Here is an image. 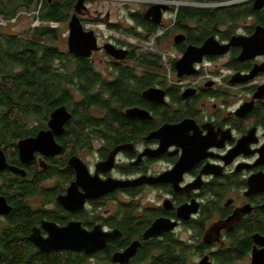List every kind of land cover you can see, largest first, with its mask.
<instances>
[{"label":"flooded vegetation","instance_id":"1","mask_svg":"<svg viewBox=\"0 0 264 264\" xmlns=\"http://www.w3.org/2000/svg\"><path fill=\"white\" fill-rule=\"evenodd\" d=\"M126 1L139 7L126 4L116 19L92 17L86 0L61 22L26 13L36 27L65 29L60 51L81 79L73 103L31 116L27 138L0 144V198L11 208L0 216V255L16 264H253L264 253V50L248 56L245 46L264 30V0ZM181 7L221 20L205 26L190 12L182 22ZM74 18L92 32L89 55L70 51ZM62 106L71 119L57 134L50 120ZM48 131L59 152L22 160L19 142ZM64 228L79 242L41 248ZM9 229L17 243L5 251Z\"/></svg>","mask_w":264,"mask_h":264},{"label":"trees","instance_id":"2","mask_svg":"<svg viewBox=\"0 0 264 264\" xmlns=\"http://www.w3.org/2000/svg\"><path fill=\"white\" fill-rule=\"evenodd\" d=\"M213 2L214 0H204ZM77 0H0V19L7 23L18 19L22 13L33 14L43 23L61 22L66 12L74 9ZM196 15L199 24H218L220 14H210L208 9L181 7L182 22ZM246 12V11H245ZM210 14V15H209ZM61 35L58 29L41 25L29 29L23 35L7 34L0 28V144H13L27 138L33 129L25 126L31 116H45L59 105L74 101V90L80 72L70 74L68 55L58 47ZM90 65L86 71L90 72ZM92 83V82H91ZM73 91V92H72ZM84 105L78 116L81 121H90L88 107ZM75 119V118H74ZM5 251L10 245L14 231L4 230ZM19 257L0 255V264H16Z\"/></svg>","mask_w":264,"mask_h":264},{"label":"water","instance_id":"3","mask_svg":"<svg viewBox=\"0 0 264 264\" xmlns=\"http://www.w3.org/2000/svg\"><path fill=\"white\" fill-rule=\"evenodd\" d=\"M261 0H257V5L255 8H261V5L259 4ZM83 4V0H79L77 7L81 6ZM260 37H264V30L262 32H257L252 38L247 40L245 52L246 54L252 55L262 50H264V46L260 45ZM264 43V41H262ZM69 47L70 51L75 53L76 55L85 56L89 55V53L96 47L94 39H92V32L87 33L86 37L83 33L82 27L80 26L78 20L76 18L73 19L71 22V35L69 38ZM208 47L207 44L202 48L199 49L200 51H205ZM246 55H244V58ZM71 119V114L67 111L65 106L59 107L57 110H55L52 114L50 125L52 128V131L56 132L57 134H60L63 130V126L65 123H67ZM52 131L48 132H40V134L35 139H25L21 140L19 142V149H20V156L22 160H30L32 158V155L35 150L42 149L46 150L45 148H52L55 149L56 143L53 139ZM60 148H56L53 153L45 152L43 153L50 155V154H56L59 152ZM7 168V163L5 159L4 152L2 151L0 147V170H4ZM78 168V167H77ZM83 172V171H82ZM123 186L124 184L117 182L116 187ZM114 186V187H115ZM11 211V208L8 206L6 200L4 198H0V216L1 215H7ZM161 224V221H157L154 223L152 228L145 234L144 238L148 239L152 234H157V230ZM67 230L59 229L57 233L51 235V238L43 241V245H41L42 249L48 250V249H57L60 248V246H64L69 243H77L80 239L76 241V239H71L69 234H67ZM84 240V239H83ZM87 241V240H85ZM38 242V241H37ZM40 245V243H37ZM135 247L132 249L134 250ZM136 250V249H135ZM134 252V251H132ZM132 254V253H129ZM253 264H264V253H262L259 256L254 257V263Z\"/></svg>","mask_w":264,"mask_h":264},{"label":"rangeland","instance_id":"4","mask_svg":"<svg viewBox=\"0 0 264 264\" xmlns=\"http://www.w3.org/2000/svg\"><path fill=\"white\" fill-rule=\"evenodd\" d=\"M89 1L90 4L88 5V10L90 11L91 16H94V11L100 10L103 12L111 11L113 13V19H116L119 13L124 10L126 4H129L132 9L137 8L136 2L133 1H126V0H86ZM88 3V2H86ZM53 24V23H52ZM37 22L33 20L31 16L26 13H22L17 21H12L6 24V21L0 19V28L7 34L12 35H23V33L29 29L35 28ZM55 25H53L54 27ZM65 32L63 27L60 28V35ZM58 47L60 50H65V43L63 41H59ZM245 264V263H241Z\"/></svg>","mask_w":264,"mask_h":264}]
</instances>
